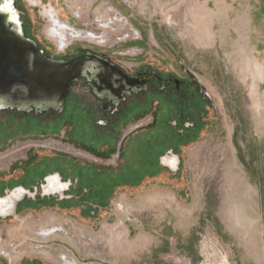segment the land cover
Returning <instances> with one entry per match:
<instances>
[{
  "label": "rangeland",
  "instance_id": "1",
  "mask_svg": "<svg viewBox=\"0 0 264 264\" xmlns=\"http://www.w3.org/2000/svg\"><path fill=\"white\" fill-rule=\"evenodd\" d=\"M33 1L35 3L31 0H11V3L23 36L35 42L45 57L62 58V61L69 62L85 56L86 51H95L112 59L117 67L127 72L134 73L143 66L159 70L162 75L183 81L184 89L190 90L180 97L174 86L167 87L166 83L161 87L152 81L145 90L126 96L121 106L109 111L101 108L102 104L108 102L95 97L87 78H79L69 87L68 104L75 101L72 92L80 87L81 99L91 106L90 115L79 110L80 114L76 115L72 124L75 128L74 137L82 144L92 149L110 147L112 150L119 129L124 124L117 143L120 157L117 158V164L113 165L114 171L128 169L121 156L133 149L142 152L154 150L156 155L166 150L181 152V149L189 148L210 149L211 154H214L210 158V171L214 167L218 171L223 164L222 155L226 156L234 149L238 157L243 158L244 164H248L256 149L262 151L264 159V0H108L109 4L102 0ZM50 6L60 11V20L69 22L74 28L102 35V44H98L97 39L94 43L72 40L60 50L55 39L49 37V22L42 16L43 9ZM99 23L108 25L99 27ZM77 47L79 53L76 52ZM189 71L195 78H191ZM202 86L215 107L206 104L208 99H204ZM173 88L175 91H172ZM137 98L146 102L145 113L133 117L127 114L125 123L108 124L118 115L119 108ZM158 100L161 103H157ZM190 111L194 114L200 111L202 126L196 127L199 116H189ZM59 115L51 109L38 114L34 110L0 109L3 138L0 140V170L18 161L26 152L61 155L40 158L38 164L36 161L28 164V173L23 181L25 187L54 169L62 170L65 181L70 180L69 175L78 177L87 173L90 178L82 181L83 198L103 207L111 189L109 174H98L95 167L92 168L94 170L90 167L84 169L79 162L104 169L106 166L99 163V158L109 163V152L102 156L95 155V158L89 152L75 149L60 132L66 123ZM178 115H182L184 121L176 118ZM6 117L13 118L18 124H25L26 128L18 126L17 134H11L6 126L14 121L5 120ZM25 117L31 120L53 117L54 122L44 128L32 127L34 132L30 130L32 124L46 123L23 122L21 119ZM126 159L129 160V155ZM229 160L227 155L224 162L226 166L231 164ZM140 168L138 177L144 172L153 171L155 166ZM9 171H0V177L9 175ZM214 174L211 180L218 173ZM131 176L135 181V176ZM95 184L102 187V195H96L92 190ZM13 185H0V196H3L5 186L11 188ZM55 220L45 221L46 225L39 223L35 227H29L26 221L21 232L15 231L14 226L7 228L0 236V261L3 264H18L21 260L39 258L52 264H66V260L74 264H109V236L106 232H94V236L99 235L98 244L95 241L91 246L88 236L81 238L79 231L82 230L76 228L74 215L66 222L58 221V218ZM53 228H59L61 232L49 237L40 236L41 231ZM92 239L96 240V237ZM92 248L95 258L96 252L103 257L95 259L90 256ZM130 264L233 263L227 248L216 236L203 233L196 244L194 258L174 253L161 261L142 259L139 263Z\"/></svg>",
  "mask_w": 264,
  "mask_h": 264
},
{
  "label": "crops",
  "instance_id": "2",
  "mask_svg": "<svg viewBox=\"0 0 264 264\" xmlns=\"http://www.w3.org/2000/svg\"><path fill=\"white\" fill-rule=\"evenodd\" d=\"M102 2L109 4L108 0H102ZM79 89L80 87L73 90L72 95L75 101L69 104L67 103L68 90L63 110L59 113L60 119H64L66 123L60 128V132L75 149L89 152L95 158H97L95 155L102 156L109 152V163L99 158V163L106 166L104 169L89 163L79 162V164L88 165L91 170L95 167L98 174L106 176L109 174L111 189L109 199L104 204L105 208L100 209L96 214L82 217L77 207L69 210H75L74 213L79 215V218L75 216L76 228L82 230L79 231L81 235L83 234L82 236L89 237L91 245L95 241L98 244L99 235L94 236V232L108 234L109 264L139 263L142 259L161 261L165 260L168 254L174 253L194 258L196 244L203 233L216 236L227 248L233 264H264V159L262 151L256 149L248 164H244L242 163L243 158H239L234 149L226 153L231 164L227 166L224 164L226 157L224 154L222 155L223 164L220 165L219 170L216 171L214 167L210 171V158L214 155L211 154L210 149H181V152L169 151L163 156L162 154L156 155L154 150L142 152L140 149H133L129 154L126 152L121 156L124 157L123 163L128 166V169L114 171L113 165L117 164V158L120 157L117 143L124 124L119 129L112 150L110 147L92 149L82 144L78 138L75 139V128L72 124L76 115L80 114L79 110L90 115L91 109V106L81 99ZM94 95L97 99L106 101L97 94ZM135 100L131 102L137 105L136 108L143 104L142 98ZM131 102L119 108L118 115L109 120L108 124L121 122L120 120H123L130 110ZM5 120L14 121V123L5 122L10 123L6 126L8 132L16 135L18 122L11 117H6ZM53 120L44 122L46 124L43 125L32 124L30 130L34 131L32 127L35 126L44 128L54 122ZM21 128H26L25 124ZM2 139L0 131V140ZM168 154L178 158L175 170L164 161L170 157ZM128 155L129 160L126 159ZM60 156L50 153L26 152L18 161L11 162L0 171L7 172L9 169V173H12L10 179L18 182L24 173V167L33 164V160L38 164L40 158ZM146 166H155V168L151 172H144V182L136 188L133 187L135 181L132 180L131 175H134L136 180L141 170L140 167L145 168ZM54 171L57 172V177L60 173L63 175L61 169H54ZM213 173L218 174L211 180ZM148 176L153 177L148 178ZM68 177L70 178V175ZM79 177L82 180L90 178L87 173ZM101 189L100 184L92 187V190L96 192H100ZM45 200L46 198L42 201ZM65 210L67 211L66 207ZM55 213L45 211L43 220L37 221L34 227L39 223L46 225L45 221H57L55 218L66 222L73 216L71 213L69 216L55 217ZM87 230H89V235ZM92 237H96V240ZM106 245H108L107 242ZM94 251L93 248L90 250V256L95 254ZM96 253L97 258L93 256L95 259L103 257L98 252Z\"/></svg>",
  "mask_w": 264,
  "mask_h": 264
},
{
  "label": "flooded vegetation",
  "instance_id": "3",
  "mask_svg": "<svg viewBox=\"0 0 264 264\" xmlns=\"http://www.w3.org/2000/svg\"><path fill=\"white\" fill-rule=\"evenodd\" d=\"M32 3H35L33 0H31ZM12 5V3H11ZM58 5V4H57ZM12 8L14 9L13 5ZM15 10V9H14ZM42 16L46 18L49 22V28H48V35L51 39H55L56 43L59 46V49L62 50L72 41H88V42H96L98 44H102L103 40H100V35H97L96 33L92 31H84L80 29L74 28L72 25H70L69 22H64L60 20V11H56L54 7L50 6L48 8H44L42 11ZM63 17V16H62ZM11 26V24H9ZM108 24H101L100 27L107 26ZM33 39L34 36H32ZM97 39V40H95ZM36 41V40H35ZM79 47L76 48V52H78ZM94 55L108 59L109 63L114 64L117 67V63L102 55L98 52L92 51L91 54H89V57L94 58ZM56 61H62V58H52ZM96 59V57L94 58ZM98 62L96 65L103 66V68H98L95 70V76L91 73H87V79L91 82V88L92 92L94 94H97L98 97L106 99L109 98L108 104H102L101 108L111 111L114 108V104H116L123 93H127L131 91H136L139 88L142 89L148 87V85L152 81H156L161 87H164V85L167 83V87H173L176 88V91L174 88L172 91H175L178 93V96L183 97L186 93H188L187 89H184V82L180 80H175L170 75H162L159 70H153L149 69L148 67H140L138 70H136L134 73L127 72L126 70H123L119 68L125 75H127V78H124L122 74L119 71H116L115 69H107L106 65L101 62L99 59L95 60ZM100 69V70H99ZM188 71V70H187ZM189 75H191V78H195L194 74L189 71ZM168 81H171L168 82ZM187 81V80H186ZM172 82H176L177 84H172ZM202 90V93H205L204 99L206 104L215 107V104L213 101L211 102L210 96L207 93L206 89L202 86L200 87ZM195 92V90H194ZM131 96V95H130ZM97 98V97H96ZM126 101V100H125ZM136 101V100H135ZM134 101V102H135ZM134 102H131V108L128 111V116L133 117L136 115H142L145 113L146 108V102H143L142 105H140L138 108L133 104ZM157 103H161V100L156 101ZM120 106V104H119ZM200 111H197L195 114L190 111L189 116L192 114L193 116H196L199 120H196L195 124L196 127L202 126V119L201 115H199ZM185 116V115H184ZM182 115L176 116V118H180L179 120H183L184 117ZM127 118V117H126ZM129 118V117H128ZM46 117H43L42 119L38 120H31L29 117H25L21 119L23 122L25 121H38V122H47L51 121L53 119L44 120ZM130 119V118H129ZM121 122L126 121L124 118L123 120H120ZM24 124L20 123L19 127H22ZM181 133V130H180ZM183 134V132L181 133ZM180 134V135H181ZM184 136V135H183ZM162 149V148H161ZM175 152L174 150H166L164 153H162V156L169 152ZM34 161V160H33ZM165 163L168 164L172 169L177 168L178 164V158L177 157H168L165 160ZM81 167H84V169L89 168L88 165H82ZM29 166L24 167V173L20 177L21 180L18 182H14L10 179V176L12 173H9V175H4L0 177V185L7 184V183H14V185L9 188L5 186L2 190L3 196H0V236H2L7 228H10L12 226L15 227V231H22L23 223H26V221L29 222V227L32 225L34 226L37 221L43 220L45 217V211H48L49 213H55V217H61L64 215L69 216L71 213L72 215L79 218V215L82 217H88L89 215L96 214L97 211L100 209H104L105 206L101 207L100 205L95 204L94 201H89L83 198V187H82V179L78 177H72L70 175V180L65 181L64 176L60 173V176L57 177L56 171H52L51 173H47L46 175H43L41 179H39L37 182L29 185L28 187H25L23 181L27 176V169ZM153 177V176H152ZM148 176V178H152ZM145 178L144 175L141 177H138L135 180V183L133 187H138L141 183H143V179ZM101 187V186H100ZM85 190V189H84ZM87 192V190H85ZM96 192V191H95ZM102 195V192H96V195ZM44 198H46L45 201H42ZM109 199V198H108ZM104 201V203L107 202V200ZM65 203H68L65 205ZM65 207L67 211L65 210ZM79 209V215L73 213L75 210H69L76 208ZM64 209V211H63ZM61 210V211H59ZM69 210V211H68ZM54 215V214H52ZM25 218V221L23 220ZM7 222L10 224L8 225ZM61 229L59 228H53L50 230H44L41 231L40 236L41 237H49L55 233H60ZM81 238L83 237L80 235ZM84 240V239H83ZM92 246V245H91ZM63 258L66 260L65 256ZM66 264H74L71 260H66ZM0 264H3L2 261H0ZM18 264H52L50 262H46L44 260H41L39 258H34L31 260H21Z\"/></svg>",
  "mask_w": 264,
  "mask_h": 264
},
{
  "label": "bare ground",
  "instance_id": "4",
  "mask_svg": "<svg viewBox=\"0 0 264 264\" xmlns=\"http://www.w3.org/2000/svg\"><path fill=\"white\" fill-rule=\"evenodd\" d=\"M0 1L2 2L0 6V49L7 48L12 51L14 59L13 67L9 69V76L0 80V109L14 106L20 109H28L30 104L38 107H57L60 104V95L55 90L50 89L49 83L58 79L56 76L42 73L40 67L43 56L36 51L34 53L29 41L20 35L18 16L12 8L11 0ZM12 23L14 26L9 29V24ZM93 63L95 64L96 61L92 57L81 59L79 73L83 75L91 73L95 76ZM96 66L103 68L100 65ZM35 71L38 72L36 73L38 81L37 86L33 88L27 79H32V73ZM22 76L24 79H21Z\"/></svg>",
  "mask_w": 264,
  "mask_h": 264
},
{
  "label": "water",
  "instance_id": "5",
  "mask_svg": "<svg viewBox=\"0 0 264 264\" xmlns=\"http://www.w3.org/2000/svg\"><path fill=\"white\" fill-rule=\"evenodd\" d=\"M1 3L2 2L0 1V6H1ZM11 25H12V27L9 29H12L14 26L13 23ZM20 35L23 37L21 30H20ZM25 40H28L29 43L32 45V50L34 53L38 52L41 56H43V62H42V65L40 67L42 70V73H47V74H49V76L50 75L56 76V78L58 79L57 81L50 82L49 87L51 90H55V92H57V94L60 95V101H59L60 104L57 107H55V106L38 107V106H35L33 104H30L28 109H20V108L15 107V106L14 107H6L5 109L10 108V109H16L17 111H26V112H30V111L34 110L36 114L42 113V112H45V111H48L51 109V110H55L58 113H60L63 110V104H64V101L66 100V96H67L69 87L74 82L78 81L79 78H82V77L87 78L86 75L79 73V65H80V60L83 58H86V57L89 58V54H91V52L86 51L85 56L74 59V60L69 61V62H67V61H56V60H53L51 58L45 57L43 52L37 48V45L35 44V42L30 41L29 39H25ZM95 57H96L95 60L99 59L101 62H103L108 67L107 69H109V67H111V69H113V70L115 69L116 71H119L124 78H127V75H125L114 64L109 63V61L106 60L105 58L101 57L100 55H98V56L94 55V58ZM12 62H14L12 51L8 50L7 48L0 49V80H4V78L6 76L7 77L9 76V73H10L9 69L11 67H13ZM97 63L98 62H96L95 64H97ZM95 64H94L95 67L93 66V68H95V70H97L98 68ZM41 70H38V71H41ZM36 73H38V72L35 71L34 73H32V77H31L32 79L25 78L28 80V83L31 84V86L33 88L35 86H37L36 83L38 81V78H36ZM21 79H24V76H22ZM145 87L142 89L139 88L136 91H131L130 94H129V92L123 93L121 95L120 100L116 104H114V107L117 109L119 104L126 100V96H130L133 93H138L141 90H145L146 89ZM101 99H103V98H101ZM103 100H106L107 102H109V98H106Z\"/></svg>",
  "mask_w": 264,
  "mask_h": 264
},
{
  "label": "built area",
  "instance_id": "6",
  "mask_svg": "<svg viewBox=\"0 0 264 264\" xmlns=\"http://www.w3.org/2000/svg\"><path fill=\"white\" fill-rule=\"evenodd\" d=\"M107 11H108V8H107ZM102 23H99L98 25H99V27H100V25H101ZM104 27H106V26H104ZM100 35V34H99ZM100 36H102V35H100ZM204 260H206L205 258H204ZM207 261V260H206Z\"/></svg>",
  "mask_w": 264,
  "mask_h": 264
}]
</instances>
